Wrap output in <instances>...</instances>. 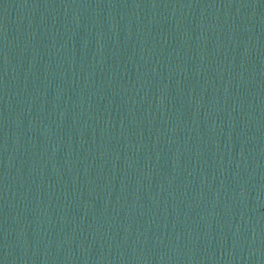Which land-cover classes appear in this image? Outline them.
Segmentation results:
<instances>
[{
	"label": "water",
	"instance_id": "water-1",
	"mask_svg": "<svg viewBox=\"0 0 264 264\" xmlns=\"http://www.w3.org/2000/svg\"><path fill=\"white\" fill-rule=\"evenodd\" d=\"M0 264H264V0H0Z\"/></svg>",
	"mask_w": 264,
	"mask_h": 264
}]
</instances>
